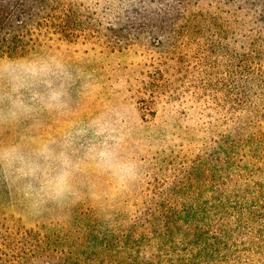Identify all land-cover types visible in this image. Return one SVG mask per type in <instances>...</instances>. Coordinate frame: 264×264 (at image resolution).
<instances>
[{"label": "trees", "instance_id": "16d2710c", "mask_svg": "<svg viewBox=\"0 0 264 264\" xmlns=\"http://www.w3.org/2000/svg\"><path fill=\"white\" fill-rule=\"evenodd\" d=\"M114 2L136 4L120 13ZM134 25L129 38L109 32ZM147 39L161 60L135 102L169 114L184 104L195 135L177 133L161 182L129 200L36 218L0 205V264H264V0H0L5 59L58 42L133 51Z\"/></svg>", "mask_w": 264, "mask_h": 264}, {"label": "rangeland", "instance_id": "374dc122", "mask_svg": "<svg viewBox=\"0 0 264 264\" xmlns=\"http://www.w3.org/2000/svg\"><path fill=\"white\" fill-rule=\"evenodd\" d=\"M114 4L112 9L122 13L136 2ZM118 28L109 32L122 39L129 38L133 31L140 32L143 29L138 25L122 30ZM151 41L147 39L145 49H139L137 43L140 41L131 40L133 51L121 52H112L108 46L97 42H58L39 52L20 57L25 60H57L79 73L80 78L71 89L70 108L66 112L42 113L37 117L38 124L23 120L0 128V144L22 143L26 149L31 150L42 141L59 138L74 123L100 118L108 122L110 136L118 141L116 147L120 159L136 166L135 178L121 183L111 173L96 168L92 161H85L74 178L77 196L61 205H48L41 211L60 215L64 214L63 211L67 212L73 204L88 199H101L111 203L129 200L131 195L125 194L127 191L138 188L139 185L145 187L161 182V173H165L163 168L167 167L161 161L162 155H165L163 148L169 146V143H179L177 133L189 137L195 135L194 120L184 113V104L178 108L176 106L177 110L169 114L167 112L171 108L161 112V102L157 107L147 101L143 105L135 102L141 74L146 70L153 73L159 69L154 63L161 60V50L156 46H149ZM141 47L144 45L141 44ZM146 62L152 66L145 67ZM92 192H95L94 196ZM108 192L111 195H107ZM115 192L117 193L113 194ZM0 205L2 210L8 209L24 218H36L40 213V210L30 209L19 193L3 181H0Z\"/></svg>", "mask_w": 264, "mask_h": 264}, {"label": "clouds", "instance_id": "9594fccd", "mask_svg": "<svg viewBox=\"0 0 264 264\" xmlns=\"http://www.w3.org/2000/svg\"><path fill=\"white\" fill-rule=\"evenodd\" d=\"M78 78L79 73L57 60L0 57V128L23 120L38 124L42 113L66 112ZM117 143L108 122L97 118L74 123L59 138L31 150L22 143L0 144V181L16 190L30 209L61 205L77 196L74 178L85 161L118 182L135 178V164L120 159Z\"/></svg>", "mask_w": 264, "mask_h": 264}]
</instances>
